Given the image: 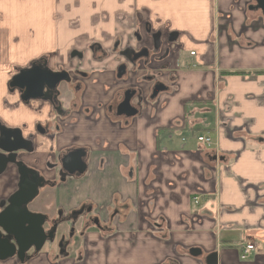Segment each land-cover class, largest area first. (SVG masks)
Here are the masks:
<instances>
[{
	"label": "crops",
	"instance_id": "crops-1",
	"mask_svg": "<svg viewBox=\"0 0 264 264\" xmlns=\"http://www.w3.org/2000/svg\"><path fill=\"white\" fill-rule=\"evenodd\" d=\"M255 5L0 0V125L29 143L15 163L43 185L28 210L56 228L48 248L0 264H205L212 253L217 264H264V16ZM125 49L148 55L118 80ZM41 62L81 73L83 99L69 83L57 88L58 107L23 102L9 83ZM158 83L166 89L151 99ZM129 86L148 104L132 118L109 115ZM75 148L86 170L68 175L61 158ZM19 180L15 164L0 174V211Z\"/></svg>",
	"mask_w": 264,
	"mask_h": 264
},
{
	"label": "water",
	"instance_id": "water-1",
	"mask_svg": "<svg viewBox=\"0 0 264 264\" xmlns=\"http://www.w3.org/2000/svg\"><path fill=\"white\" fill-rule=\"evenodd\" d=\"M256 5L253 9L261 10L264 16V0H253ZM172 35L170 39H173ZM142 51L134 56V60L146 56ZM124 72V67L119 69V77ZM67 78L63 72H53L43 65H34L27 70L20 71L9 83L11 90L21 93V100L28 102L33 99L47 97L50 91ZM163 85H157L153 89L151 98L165 91ZM133 93L126 92L124 101L117 108V116L132 118L136 116V110L130 106ZM124 114V115H123ZM29 149V143L22 138L19 130H10L0 125V174L9 164H15L20 176L18 190L3 203L0 211V261L16 258L23 263L27 253L33 249L34 254L39 253L47 240H52L55 229L45 233L44 224L46 217L32 213L28 205L36 198L38 190L43 185V179L35 171L28 169L21 162H16L17 152ZM84 153L77 151L66 155L61 166L69 175L83 174L86 165L83 161ZM97 223V221H95ZM190 255H201L199 249H191ZM205 264H217V254H209L205 258Z\"/></svg>",
	"mask_w": 264,
	"mask_h": 264
},
{
	"label": "flooded vegetation",
	"instance_id": "flooded-vegetation-1",
	"mask_svg": "<svg viewBox=\"0 0 264 264\" xmlns=\"http://www.w3.org/2000/svg\"><path fill=\"white\" fill-rule=\"evenodd\" d=\"M142 51H146L147 52V55H148V51L145 50V49H141V50H131V49H125L124 51H121L119 53V55L117 56L118 59H119V63H118V66L115 70V75L117 77L118 80H122L125 78V76L127 75V73L130 71H132L133 69V65L138 62L139 60H142V59H145L146 56H142L136 60H134V56ZM35 65H42V62L41 63H36ZM120 67H124V72L121 74V76L119 77V69ZM53 72H63L66 74L67 78L60 82L56 88L52 91H50V93L48 94L47 97H42V98H39V99H33V100H44V99H50L52 104L55 106V107H58V96L60 97V93L58 92L57 88L61 85V84H69V83H72L71 85V92L73 93V95L75 96V100H82L84 95H85V83L83 82V77H81V73L77 72V73H74L76 74V76L80 77V78H76L75 79V75L72 76V73L69 72V71H53ZM75 79V81H73ZM157 85H162L160 83L156 84L155 86ZM155 86L153 87V89L155 88ZM153 89L151 91V94H150V98L152 96V92H153ZM126 92H129V93H133L131 99H130V106L133 107L135 110H136V115H138L139 113V108L142 107V106H145L146 104H148L149 102V98H147L145 95H144V92L141 88L139 87H126L125 89L123 90H120V92H118V94L116 95V98L113 99L111 102H109L107 105H106V108H107V111L109 113V115H118L117 114V108L119 106V104H121L123 101H124V98H125V93ZM161 93V92H160ZM158 93L157 96L160 94ZM156 96V97H157ZM155 98V97H154ZM154 98H151V99H154ZM136 101H137V104H136ZM82 112L84 115H93L94 114V111H92L91 109L89 108H85L83 107L82 108ZM124 115V114H123ZM119 117V116H118ZM120 117H125V116H120ZM40 131H42L41 128H39ZM77 151H81L83 152L82 150L78 149V148H75V149H71L70 151H68L67 153H65L64 155H62V158H61V161L62 159L66 156V155H69L71 153H74V152H77ZM84 153V152H83ZM84 158V156H83ZM63 173L65 174H68L66 171L63 170ZM69 175V174H68ZM76 214H74L75 216ZM92 221V220H91ZM52 229H55V232H54V236H53V239L52 240H47L46 242H48L49 244H53L56 240V228L54 227L53 224L49 223L48 219H46V222L44 224V230H45V233H48L50 232ZM45 242V243H46ZM45 245V244H44ZM33 249H31L27 255H26V259H27V256L29 254H33Z\"/></svg>",
	"mask_w": 264,
	"mask_h": 264
},
{
	"label": "built area",
	"instance_id": "built-area-1",
	"mask_svg": "<svg viewBox=\"0 0 264 264\" xmlns=\"http://www.w3.org/2000/svg\"><path fill=\"white\" fill-rule=\"evenodd\" d=\"M194 53H190V55H193ZM197 141L200 143H203L205 146L210 147L212 145V140L209 136L207 135H203L200 137H197ZM194 203L197 204L198 203V199L194 198ZM254 250V247L250 244L246 245L244 248L241 249L240 252V259L241 260H247L249 258V255L251 253V251Z\"/></svg>",
	"mask_w": 264,
	"mask_h": 264
},
{
	"label": "rangeland",
	"instance_id": "rangeland-1",
	"mask_svg": "<svg viewBox=\"0 0 264 264\" xmlns=\"http://www.w3.org/2000/svg\"><path fill=\"white\" fill-rule=\"evenodd\" d=\"M48 245H49V243L46 242L45 245H44L43 248H42V251H43L44 249L48 248Z\"/></svg>",
	"mask_w": 264,
	"mask_h": 264
},
{
	"label": "trees",
	"instance_id": "trees-1",
	"mask_svg": "<svg viewBox=\"0 0 264 264\" xmlns=\"http://www.w3.org/2000/svg\"><path fill=\"white\" fill-rule=\"evenodd\" d=\"M6 204V203H5Z\"/></svg>",
	"mask_w": 264,
	"mask_h": 264
}]
</instances>
